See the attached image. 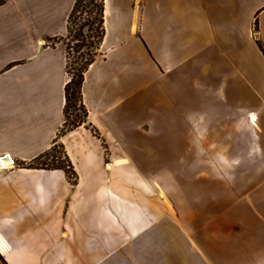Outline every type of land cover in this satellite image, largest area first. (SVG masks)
<instances>
[{
  "label": "crops",
  "instance_id": "crops-1",
  "mask_svg": "<svg viewBox=\"0 0 264 264\" xmlns=\"http://www.w3.org/2000/svg\"><path fill=\"white\" fill-rule=\"evenodd\" d=\"M75 1L0 0L4 264H264V0H104L71 184Z\"/></svg>",
  "mask_w": 264,
  "mask_h": 264
},
{
  "label": "rangeland",
  "instance_id": "rangeland-1",
  "mask_svg": "<svg viewBox=\"0 0 264 264\" xmlns=\"http://www.w3.org/2000/svg\"><path fill=\"white\" fill-rule=\"evenodd\" d=\"M88 4H89L88 0H84L81 2V5L79 6V11L75 14L73 18L72 33L69 36H66V38L64 39L66 47H68L67 56L69 59V65H70L71 71H73V68L79 66V64L81 63L82 54L88 50L86 47H84L81 44V42L77 40V38H81V36L78 35L79 26L81 25V23L85 22L86 19H88L89 17V15L85 12L86 10L85 6H87ZM83 31H84V36L86 37L85 42L89 44L92 38H88V36L89 35L92 36V33L89 32V34H87V28H84ZM78 44H81V45H78ZM71 75H72V72H71ZM85 115L86 114H85L83 107L80 105V102L75 98L73 94V96H71V101L69 103V107L66 109V112L64 109V116H65L64 122L61 128L59 129V131L57 132V137L55 138L54 145L51 147L49 152L46 154L45 158L43 157V159H40L34 162L32 165L41 166L45 168H60L62 166L67 167V170L69 171V174L66 173L68 181L71 184H76L77 173L74 169L72 162L66 155V152L64 150V145L62 144V142H60L59 139L63 135L67 134L70 130H73L76 127H78L80 125L79 123L83 124L86 121V117H87ZM68 161H70V164L72 167H70V165L68 164ZM160 190L161 188L158 187L157 196L160 199L166 200V197L162 198L159 195L158 192ZM0 264H4L1 257H0Z\"/></svg>",
  "mask_w": 264,
  "mask_h": 264
},
{
  "label": "trees",
  "instance_id": "trees-1",
  "mask_svg": "<svg viewBox=\"0 0 264 264\" xmlns=\"http://www.w3.org/2000/svg\"><path fill=\"white\" fill-rule=\"evenodd\" d=\"M82 1L84 0L75 1L74 6L68 16L67 36H69L72 33L73 18L75 14L79 11V6L81 5ZM88 1H89V4L85 6L86 7L85 12L89 15V17L88 19H86L85 22L81 23V25L79 26L78 35L81 36V38H77V40L81 42V44L84 47H86L88 50L82 54L81 63L79 64L78 67L73 68V71L70 70L71 68H70L69 59L67 56L66 69H67V73L70 76V79L65 86L66 103H65V108H64L66 112V109L69 107V103L71 101V96H73L74 94L75 98L80 102V105L83 107L85 114H86L85 116H87V111L85 109V106L83 104V99H82V84L84 80V73L89 67V65L95 60L97 50L105 34L104 0H88ZM84 28H87V34H89V32L92 33V36L91 35L88 36V38H92L89 44L85 42L86 37L84 36V31H83ZM81 44H78V45H81ZM260 46L263 49L261 43H260ZM66 49H68V47H66ZM71 72H72V75H71ZM79 124L81 125L82 123H79ZM68 164L70 165V167H72L70 164V161H68ZM60 168L64 169L65 172L69 174L67 167L62 166Z\"/></svg>",
  "mask_w": 264,
  "mask_h": 264
},
{
  "label": "bare ground",
  "instance_id": "bare-ground-1",
  "mask_svg": "<svg viewBox=\"0 0 264 264\" xmlns=\"http://www.w3.org/2000/svg\"><path fill=\"white\" fill-rule=\"evenodd\" d=\"M9 159L8 157L0 158V167H9Z\"/></svg>",
  "mask_w": 264,
  "mask_h": 264
},
{
  "label": "built area",
  "instance_id": "built-area-1",
  "mask_svg": "<svg viewBox=\"0 0 264 264\" xmlns=\"http://www.w3.org/2000/svg\"><path fill=\"white\" fill-rule=\"evenodd\" d=\"M6 157H8V159H9V162H10L9 166L13 165L14 164V160H12L9 156H6Z\"/></svg>",
  "mask_w": 264,
  "mask_h": 264
}]
</instances>
